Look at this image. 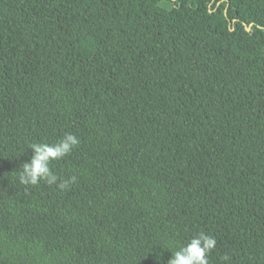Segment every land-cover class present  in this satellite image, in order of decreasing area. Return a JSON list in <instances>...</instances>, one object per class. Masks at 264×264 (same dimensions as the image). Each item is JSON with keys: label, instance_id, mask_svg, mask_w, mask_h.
<instances>
[{"label": "trees", "instance_id": "16d2710c", "mask_svg": "<svg viewBox=\"0 0 264 264\" xmlns=\"http://www.w3.org/2000/svg\"><path fill=\"white\" fill-rule=\"evenodd\" d=\"M66 133L75 182L21 185ZM200 232L264 264V0H0V264H167Z\"/></svg>", "mask_w": 264, "mask_h": 264}, {"label": "clouds", "instance_id": "9594fccd", "mask_svg": "<svg viewBox=\"0 0 264 264\" xmlns=\"http://www.w3.org/2000/svg\"><path fill=\"white\" fill-rule=\"evenodd\" d=\"M80 139L66 133L55 143L34 142L28 148L32 150L30 160L23 163L18 172V181L21 185L36 186L41 182L48 185H56L60 189H67L76 180L75 176L62 179L52 169L54 161L68 156L80 144ZM217 240L214 236L205 232L194 235L185 245L180 246L175 252H171V259L167 264H209V255L215 249ZM223 260L229 261L227 255Z\"/></svg>", "mask_w": 264, "mask_h": 264}, {"label": "rangeland", "instance_id": "374dc122", "mask_svg": "<svg viewBox=\"0 0 264 264\" xmlns=\"http://www.w3.org/2000/svg\"><path fill=\"white\" fill-rule=\"evenodd\" d=\"M219 18L222 20L223 19V16L222 15H219Z\"/></svg>", "mask_w": 264, "mask_h": 264}]
</instances>
